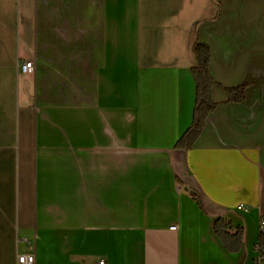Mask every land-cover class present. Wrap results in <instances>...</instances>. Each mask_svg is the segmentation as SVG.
<instances>
[{
  "label": "crops",
  "instance_id": "1",
  "mask_svg": "<svg viewBox=\"0 0 264 264\" xmlns=\"http://www.w3.org/2000/svg\"><path fill=\"white\" fill-rule=\"evenodd\" d=\"M262 220L264 0H0V264H264Z\"/></svg>",
  "mask_w": 264,
  "mask_h": 264
},
{
  "label": "trees",
  "instance_id": "2",
  "mask_svg": "<svg viewBox=\"0 0 264 264\" xmlns=\"http://www.w3.org/2000/svg\"><path fill=\"white\" fill-rule=\"evenodd\" d=\"M193 52L197 59V65L192 68L193 77L196 83V102L193 112V121L190 128L182 135L176 146L182 149L192 147L200 135L207 115L214 109L215 103L211 99V90L215 85L209 71L210 47L202 42H195ZM244 88L228 90L230 100L241 101L243 99ZM202 207V203L198 201ZM214 231L226 249L230 252H238L244 241L245 229L234 226L231 222L216 218L214 221ZM259 249L264 256V232L260 233L258 241Z\"/></svg>",
  "mask_w": 264,
  "mask_h": 264
},
{
  "label": "built area",
  "instance_id": "3",
  "mask_svg": "<svg viewBox=\"0 0 264 264\" xmlns=\"http://www.w3.org/2000/svg\"><path fill=\"white\" fill-rule=\"evenodd\" d=\"M34 70H35V64L32 59H27V60L18 62V71L21 74H32ZM170 229L175 230L176 226L175 225L171 226ZM261 232H264V220H262L261 222ZM258 249H259V246H258ZM259 253H260L259 259H264V256L262 255L260 249H259ZM103 263H104L103 260L98 262V264H103ZM17 264H36L34 251L29 250L26 252L19 253L17 256Z\"/></svg>",
  "mask_w": 264,
  "mask_h": 264
}]
</instances>
